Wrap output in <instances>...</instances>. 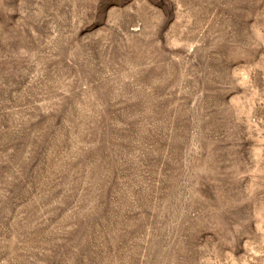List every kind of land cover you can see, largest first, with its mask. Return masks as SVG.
<instances>
[{
    "label": "rangeland",
    "instance_id": "1",
    "mask_svg": "<svg viewBox=\"0 0 264 264\" xmlns=\"http://www.w3.org/2000/svg\"><path fill=\"white\" fill-rule=\"evenodd\" d=\"M0 264H264V0H0Z\"/></svg>",
    "mask_w": 264,
    "mask_h": 264
}]
</instances>
